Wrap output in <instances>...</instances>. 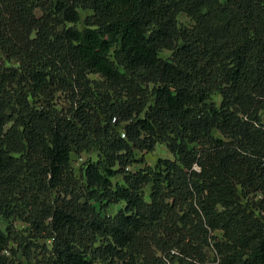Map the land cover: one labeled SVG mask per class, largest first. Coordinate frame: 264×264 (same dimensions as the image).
Here are the masks:
<instances>
[{
  "label": "trees",
  "instance_id": "16d2710c",
  "mask_svg": "<svg viewBox=\"0 0 264 264\" xmlns=\"http://www.w3.org/2000/svg\"><path fill=\"white\" fill-rule=\"evenodd\" d=\"M0 220V264H264V0H0Z\"/></svg>",
  "mask_w": 264,
  "mask_h": 264
},
{
  "label": "rangeland",
  "instance_id": "374dc122",
  "mask_svg": "<svg viewBox=\"0 0 264 264\" xmlns=\"http://www.w3.org/2000/svg\"><path fill=\"white\" fill-rule=\"evenodd\" d=\"M81 13V17H82V21H84L87 17L91 16L92 15V12L90 11H80ZM179 22L182 26H187V25H191V22L190 20L185 17L184 15H181L179 17ZM83 26V22L81 23V27ZM169 53L167 52H164L162 54V57L163 58H167L169 57ZM91 79L93 80H96L98 81V77H95V76H92ZM60 97V96H59ZM214 101L218 104L220 102V97L218 95L214 96ZM65 100H64V97L61 95V98L58 100V103H59V107H61L63 104H64ZM89 157L87 155L84 156V161L87 160ZM170 159L171 158V155L167 149V147L165 145H159L155 152L151 153V154H148L146 156V165L148 166H154L156 164V162L158 161V159ZM91 160H95L96 159V155H91L90 158ZM81 159H79V157H76L73 161V166L77 172V174H79V169H80V164H81ZM119 209L120 207H112L109 211V214L110 215H115L119 212ZM0 228L2 230H5L6 228V224L0 220ZM45 242H39V245H44ZM49 244V243H48ZM210 257H213V254L210 252L209 253ZM19 259H21V256L19 255L18 256ZM98 264H101V263H98Z\"/></svg>",
  "mask_w": 264,
  "mask_h": 264
}]
</instances>
